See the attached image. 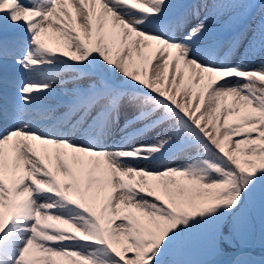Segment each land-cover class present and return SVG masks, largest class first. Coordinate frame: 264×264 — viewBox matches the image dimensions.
<instances>
[{
	"label": "snow or ice",
	"instance_id": "1",
	"mask_svg": "<svg viewBox=\"0 0 264 264\" xmlns=\"http://www.w3.org/2000/svg\"><path fill=\"white\" fill-rule=\"evenodd\" d=\"M257 219L264 0H0V264H218Z\"/></svg>",
	"mask_w": 264,
	"mask_h": 264
},
{
	"label": "rangeland",
	"instance_id": "2",
	"mask_svg": "<svg viewBox=\"0 0 264 264\" xmlns=\"http://www.w3.org/2000/svg\"><path fill=\"white\" fill-rule=\"evenodd\" d=\"M236 246L245 247V249L242 251L250 253L251 255H253L257 258L264 256V221H261L260 219H258V221L255 222L252 233L247 239H245L243 241H234L233 245H231V246L227 243L222 244L221 245V251L211 258L214 260L218 259V256L221 255L224 251V254H226L225 255L226 258L222 259L223 262L221 264H228V262H229L228 259L231 258V256H232L231 252H233V250H235L234 248ZM248 246H251V247H248ZM242 251H238L236 253V256ZM225 252H227V253H225ZM236 256H235V258H236ZM218 264H220V263H218Z\"/></svg>",
	"mask_w": 264,
	"mask_h": 264
},
{
	"label": "trees",
	"instance_id": "3",
	"mask_svg": "<svg viewBox=\"0 0 264 264\" xmlns=\"http://www.w3.org/2000/svg\"><path fill=\"white\" fill-rule=\"evenodd\" d=\"M257 221H258V219H257Z\"/></svg>",
	"mask_w": 264,
	"mask_h": 264
}]
</instances>
